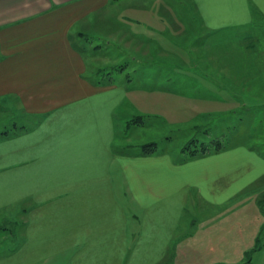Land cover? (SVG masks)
<instances>
[{"label":"crops","instance_id":"0c3cea01","mask_svg":"<svg viewBox=\"0 0 264 264\" xmlns=\"http://www.w3.org/2000/svg\"><path fill=\"white\" fill-rule=\"evenodd\" d=\"M116 1L0 0V219L23 212L18 243L0 264H162L167 257L211 264L216 256L246 255L264 232L262 150L240 142L188 155L153 138L164 128L168 143L173 129L210 132L217 114L238 112V92L227 82L240 81L244 66L233 69L216 53L209 57L215 74L145 75L160 84L133 93L129 74L127 84L90 77L83 40L104 27L124 24L133 58L152 62L141 56L155 39L115 16ZM192 1L208 32L264 23V0ZM128 112L142 116L129 129L149 131L137 149L120 137ZM150 142L155 150L140 153Z\"/></svg>","mask_w":264,"mask_h":264},{"label":"rangeland","instance_id":"374dc122","mask_svg":"<svg viewBox=\"0 0 264 264\" xmlns=\"http://www.w3.org/2000/svg\"><path fill=\"white\" fill-rule=\"evenodd\" d=\"M128 4L127 0H119L111 8H113L114 15L120 20H124L126 23L130 22L129 24L134 27V31L145 28V33L155 39L148 55H142V51L140 53L141 57H149L152 62L142 64L133 58V54L137 50H133V48L129 50L127 45L132 43L134 38H130L126 29L123 28L124 24H121L119 29L115 26L110 27L109 32L104 27L95 34L87 32L86 40H83L89 47L85 51L86 56L89 57L88 75L93 77L91 76L93 72L95 75L101 76L104 84L115 81L121 84V78L127 84L126 78L129 74L135 79L131 86H127L128 91L133 93L140 90L139 88L143 87L144 84L151 85V87L157 83L160 84L159 81L155 80L145 81V75L160 77L156 74H171L174 76L176 72L177 74H215L213 60L210 59L209 61V57L217 53L222 62L228 63L230 60L229 65L231 64L233 69L244 66L240 81L227 82L230 85L229 88L233 92H238L237 95H239L237 99L232 97L233 107L235 109L241 107L242 109L238 108L236 113L217 114L209 125L210 132H206L207 130L203 125L185 130L173 129L171 131L173 142L168 143L163 138L164 134L170 131L164 128L160 134H153V138L158 139L159 142L163 143V146H173L184 151L188 148V155H191L189 148H197V151L205 153L240 142H245L248 146L262 150L264 153V23L259 24L257 22L256 27L243 28L238 31L213 33L205 30L196 9L198 4L195 5L192 0H135L131 6ZM134 8L135 10H133ZM141 10L143 16L131 17L133 12L139 14ZM145 12L148 14H144ZM255 17H257L256 14ZM132 18L136 22L131 21ZM137 20L144 22L139 23ZM253 29H257V31ZM99 33L100 35H98ZM230 35H234L236 38L241 37L242 40L239 39L240 42L238 43L236 38H229L228 41H225ZM156 42L160 43L159 47L166 51L165 55L163 50L159 51L155 48ZM93 43L100 45V47L90 48ZM136 44L142 46V42L138 40H136ZM241 44H246L248 49L243 48ZM156 59H164V61H155ZM168 59H170V63ZM171 60L174 62L172 63ZM98 68L101 70L99 74L96 72ZM111 75L115 79H111ZM168 83L171 87H179L178 82L169 81ZM209 86L212 85L200 82L201 88H208ZM209 89L216 88L212 86ZM128 109L126 108V111ZM136 116L135 113L128 112L126 116L120 118L123 122L120 137L128 135V138L132 140L131 143H136L132 145L131 149H137L149 133L146 127H139L136 130L128 128V124ZM155 123L160 127L163 125L161 121ZM252 189H256V187ZM188 211L183 220L185 225L191 220L190 213L193 212L192 209H188ZM22 214L23 212L16 213L14 211L2 214L3 217L0 222H3L7 215L10 216L11 221L0 226V230H2L0 232V257L12 253L11 247L15 248V244L18 243L22 231ZM260 242L262 248L264 232ZM253 248L251 246L246 255L243 254V256L230 253L225 254L224 257L214 256L215 262L211 264H264V251L261 249L253 251ZM170 261L171 257H167L162 264H172ZM191 264H201V260L195 258Z\"/></svg>","mask_w":264,"mask_h":264},{"label":"trees","instance_id":"16d2710c","mask_svg":"<svg viewBox=\"0 0 264 264\" xmlns=\"http://www.w3.org/2000/svg\"><path fill=\"white\" fill-rule=\"evenodd\" d=\"M98 47H100V45ZM100 71L101 70L99 68L96 70V72L98 74L100 73ZM100 82L101 81H99V83ZM141 118H142L141 115L136 116L135 119L132 121V123L138 122V120L141 119ZM140 147H141L140 148V153H151V152H153L155 150L156 143L155 142H150V143H147V144H143ZM189 150H190V153L193 154V155H195V154L198 155V154H203L204 153V152L202 153V151H200V152L197 151V148H192V149L189 148ZM187 151H188V148H187ZM260 204H261V207H262L263 203L261 202ZM260 241H261V236L259 235V237L257 238V243L254 246V248L252 249L253 251L258 250V249L261 248V242Z\"/></svg>","mask_w":264,"mask_h":264}]
</instances>
